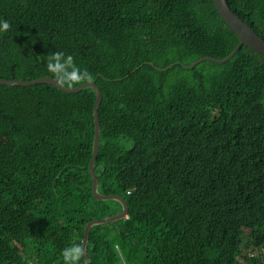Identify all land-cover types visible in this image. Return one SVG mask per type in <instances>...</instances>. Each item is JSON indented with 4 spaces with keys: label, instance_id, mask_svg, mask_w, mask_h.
Returning <instances> with one entry per match:
<instances>
[{
    "label": "trees",
    "instance_id": "obj_1",
    "mask_svg": "<svg viewBox=\"0 0 264 264\" xmlns=\"http://www.w3.org/2000/svg\"><path fill=\"white\" fill-rule=\"evenodd\" d=\"M264 39V0H227ZM0 77L62 50L102 91L92 264H264V54L213 0H0ZM96 93L0 84V264H63L88 221ZM241 257V259H240ZM78 264H86L83 255Z\"/></svg>",
    "mask_w": 264,
    "mask_h": 264
},
{
    "label": "water",
    "instance_id": "obj_2",
    "mask_svg": "<svg viewBox=\"0 0 264 264\" xmlns=\"http://www.w3.org/2000/svg\"><path fill=\"white\" fill-rule=\"evenodd\" d=\"M216 7L221 15V17L226 21V23L236 32L238 37L240 38L239 44L234 48L230 55L223 59H217L211 56H205L197 61H194L192 64L187 65L188 67H193L194 65L200 63L202 60H214L216 62H225L229 58H231L235 52L240 48L241 45L245 44L250 49L263 53L264 54V39L248 24L246 23L237 13L232 11L227 0H214ZM38 83H48L56 86L60 90L67 93H75L83 88H93L96 93V100L93 107V115H94V140H93V153L92 158L89 163V170L92 176V191L93 195L97 199L101 200H115L119 201L122 204V210L118 213L111 214L109 216H105L99 219H93L87 222L84 228V236L82 240V255L84 257L86 264H92L89 259L87 246L89 241V234L93 226L97 224H105L109 222H114L126 218L129 213L128 203L124 196L120 194H104L101 193L98 189V176L95 169V162L99 154L100 149V136H101V122H100V113L99 107L102 101V91L98 84L94 80H89L83 83H80L74 87H68L63 83H57L55 78L50 75H45L36 79H8L0 77V84L6 85H35ZM57 264V263H51Z\"/></svg>",
    "mask_w": 264,
    "mask_h": 264
},
{
    "label": "clouds",
    "instance_id": "obj_3",
    "mask_svg": "<svg viewBox=\"0 0 264 264\" xmlns=\"http://www.w3.org/2000/svg\"><path fill=\"white\" fill-rule=\"evenodd\" d=\"M8 28L9 22L7 20H0V31L6 30ZM45 68L51 74V76L55 78L57 83L72 84L82 79H88L90 76L88 70L81 67L76 62L72 54L65 53L62 50H55L45 54ZM61 255L63 264H78L81 259L82 248L79 243L73 242L61 250ZM241 261L243 264L246 263L244 259H241Z\"/></svg>",
    "mask_w": 264,
    "mask_h": 264
},
{
    "label": "rangeland",
    "instance_id": "obj_4",
    "mask_svg": "<svg viewBox=\"0 0 264 264\" xmlns=\"http://www.w3.org/2000/svg\"><path fill=\"white\" fill-rule=\"evenodd\" d=\"M128 264H130V263L128 262Z\"/></svg>",
    "mask_w": 264,
    "mask_h": 264
}]
</instances>
